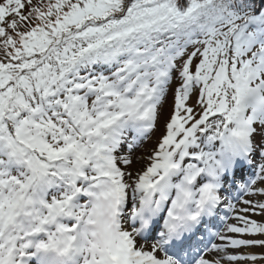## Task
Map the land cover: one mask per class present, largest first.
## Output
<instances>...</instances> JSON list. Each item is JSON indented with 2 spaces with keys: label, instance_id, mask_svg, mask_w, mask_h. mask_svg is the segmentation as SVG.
<instances>
[{
  "label": "snow or ice",
  "instance_id": "snow-or-ice-1",
  "mask_svg": "<svg viewBox=\"0 0 264 264\" xmlns=\"http://www.w3.org/2000/svg\"><path fill=\"white\" fill-rule=\"evenodd\" d=\"M173 80L158 150L146 168L122 167L131 161L117 149L153 129ZM85 140L120 206L133 201L120 218L136 264H264V252L243 251L264 249V0H0V169L64 183L63 163ZM175 170L202 182L191 214L174 215L177 194L157 235L159 221L130 217L166 198ZM95 179L81 173L49 209Z\"/></svg>",
  "mask_w": 264,
  "mask_h": 264
},
{
  "label": "clouds",
  "instance_id": "clouds-1",
  "mask_svg": "<svg viewBox=\"0 0 264 264\" xmlns=\"http://www.w3.org/2000/svg\"><path fill=\"white\" fill-rule=\"evenodd\" d=\"M95 158V150L85 140L84 146L64 161V184L71 186L66 192L79 185L81 173L96 179L89 186L87 201L73 203L71 199L55 211L48 207L52 201L45 194L46 187L32 179L26 169H0V264H21V245L31 246L32 252L27 254L38 253L41 264H136L140 257L129 247L120 218L119 185L106 175L110 168L96 163ZM184 175L174 185L173 199L179 195L174 215L193 211L198 189L193 187L194 179L184 181ZM61 217L72 219L61 221ZM37 233L45 235L37 238Z\"/></svg>",
  "mask_w": 264,
  "mask_h": 264
},
{
  "label": "rangeland",
  "instance_id": "rangeland-1",
  "mask_svg": "<svg viewBox=\"0 0 264 264\" xmlns=\"http://www.w3.org/2000/svg\"><path fill=\"white\" fill-rule=\"evenodd\" d=\"M192 50L193 49L191 47L188 49L189 52H191ZM195 62H198V58L195 59ZM181 63L182 61L178 60L177 67H179ZM112 71L114 70L112 69ZM106 75H110V72ZM176 86H178V83L175 80H173L172 87H170L169 91L166 94L165 99L162 101L161 105L158 108L157 120L155 122L153 129L149 133H147V135L144 138L135 142L131 149L127 148V143L132 141V137L134 133L132 134V132H129L127 135V140L124 142V144L121 145L120 148L117 149L116 155L118 156L127 155L129 156V159L131 161L130 166L121 165L122 167L136 169L137 164L141 162H144L143 168L147 167V163H146L147 157L151 155L153 151L158 150L159 143L162 141L163 136L166 135L167 133V122L170 120V115L174 110V88ZM198 98H199L198 91H194L190 95V98L188 101L189 106H195V103L198 100ZM196 110L199 111V108H197ZM256 140L259 141V137H256ZM256 159L258 161V157ZM182 163H185V161H182L181 164ZM12 169L16 170L15 168H12ZM182 174L183 173L181 171L175 170L172 173V175H170V178L172 179L170 182V185H173L174 183L180 181ZM66 187L67 186L63 183V181H60L58 183V188L56 190L54 191L46 190L45 194L50 199H52L53 195L63 192ZM83 194H84L83 191L77 193L76 196L72 198V202L81 203V202L87 201L89 199L88 196L83 195ZM126 198L128 202L132 200L128 197ZM254 218L260 219V217L258 216ZM59 219L61 221L68 220L70 222L72 218L71 217H61ZM34 235L37 238H39L45 235V233H37ZM257 238H262V237L258 236ZM254 250H256L258 253L264 252V249H260V248H255ZM240 264H244V262H240Z\"/></svg>",
  "mask_w": 264,
  "mask_h": 264
},
{
  "label": "bare ground",
  "instance_id": "bare-ground-1",
  "mask_svg": "<svg viewBox=\"0 0 264 264\" xmlns=\"http://www.w3.org/2000/svg\"><path fill=\"white\" fill-rule=\"evenodd\" d=\"M142 163V164H141ZM141 163H138L137 164V167H136V169H143V165H144V162H141ZM172 175V174H171ZM171 181V178L169 177V182ZM199 184H200V179H199V177L194 181V184H193V187L194 188H197L198 186H199ZM86 193V192H85ZM175 193H176V190H175V187H174V185H172L171 187H169V189H168V191H167V194L166 195H168V194H170V198H169V200L167 201V202H164V199L158 204V205H154V208H147V209H145V210H143V212H141V213H139V217L140 216H143L144 217V219H143V221L144 220H147L148 221V223L147 224H149V225H151L152 224V222L153 221H155L156 220V218H160V227L161 228H163L164 227V218L166 217V215H167V211H168V207L171 205V201L173 200V198H174V196H175ZM153 195H155V193L153 194ZM124 205V204H123ZM128 205V204H127ZM130 205H133V201H131L130 203H129V205H128V207H130ZM120 208H121V211H120V215H123L124 214V212H123V207L122 206H120ZM130 218H132V217H130ZM143 221H140L139 219H138V222H140L141 224L143 223ZM145 227H147V226H145ZM148 227H150V226H148ZM262 238H264V237H262ZM245 251H252V252H256V253H258L256 250H254V249H247V250H245ZM38 255L37 256H33L32 255V257H30L31 259H34V260H38V261H40V257H38ZM40 264H41V262H40Z\"/></svg>",
  "mask_w": 264,
  "mask_h": 264
},
{
  "label": "trees",
  "instance_id": "trees-1",
  "mask_svg": "<svg viewBox=\"0 0 264 264\" xmlns=\"http://www.w3.org/2000/svg\"><path fill=\"white\" fill-rule=\"evenodd\" d=\"M128 2H130V0H128ZM33 3H34V4H38V3H40V0H33ZM258 10H259V9L257 8V12H258Z\"/></svg>",
  "mask_w": 264,
  "mask_h": 264
}]
</instances>
